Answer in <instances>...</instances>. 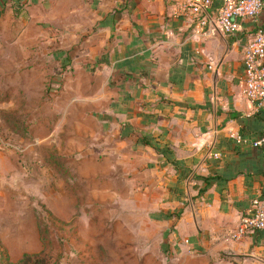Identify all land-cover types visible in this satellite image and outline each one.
<instances>
[{
	"label": "crops",
	"instance_id": "0c3cea01",
	"mask_svg": "<svg viewBox=\"0 0 264 264\" xmlns=\"http://www.w3.org/2000/svg\"><path fill=\"white\" fill-rule=\"evenodd\" d=\"M186 1L13 0L0 19L34 26V43L52 50L49 61L75 68L34 116L45 130L44 169L75 172L76 193L106 196L91 207L142 216L144 225L113 222L133 230L125 239L137 241L138 264H264V230L231 236L264 195V142L252 145L264 110L242 94V50L254 22L239 20L224 35V0H212L205 25L182 9ZM256 24L264 31V7ZM17 168L0 149V240L23 241L19 204L3 201L1 185Z\"/></svg>",
	"mask_w": 264,
	"mask_h": 264
},
{
	"label": "rangeland",
	"instance_id": "374dc122",
	"mask_svg": "<svg viewBox=\"0 0 264 264\" xmlns=\"http://www.w3.org/2000/svg\"><path fill=\"white\" fill-rule=\"evenodd\" d=\"M12 4L13 0L0 1V10L6 11ZM25 4L28 6L27 1ZM20 7L26 11V6ZM35 31L25 22L0 19V149L11 151L18 167V172L4 173L1 185L3 201H17L18 216L23 218L19 226L23 241L0 240V252L12 254L8 258L0 253V264H138L132 251L137 241L125 239L133 230L118 228L113 222L144 225L142 216L128 218V210L100 208L99 202L107 200L106 196L92 198L89 190L76 193L75 172L44 169L48 154L42 145L45 130L34 116L41 118L43 102L62 90V79L74 75L75 68L67 64L58 69L50 62L52 50L34 43ZM36 54L39 58L34 62ZM6 209L3 212L10 215ZM96 234L98 240L92 241ZM92 248L110 254L99 258L71 255ZM23 249L34 254L22 257ZM122 249L128 255H121ZM147 264H155L154 259Z\"/></svg>",
	"mask_w": 264,
	"mask_h": 264
},
{
	"label": "built area",
	"instance_id": "2783aa9c",
	"mask_svg": "<svg viewBox=\"0 0 264 264\" xmlns=\"http://www.w3.org/2000/svg\"><path fill=\"white\" fill-rule=\"evenodd\" d=\"M211 6L212 0H188L181 4L185 12L200 16L201 25H205L208 21L207 16ZM263 7V0H224L217 16V27L224 35L233 34L239 20L254 22L253 34L242 50V94L258 110H264V31L256 22ZM237 138L240 140L239 137ZM262 142H264V127L260 138L252 142V145L256 147ZM215 156L217 157V154ZM257 230H264V196L252 199L249 210L239 217L231 236L233 239H238Z\"/></svg>",
	"mask_w": 264,
	"mask_h": 264
},
{
	"label": "trees",
	"instance_id": "16d2710c",
	"mask_svg": "<svg viewBox=\"0 0 264 264\" xmlns=\"http://www.w3.org/2000/svg\"><path fill=\"white\" fill-rule=\"evenodd\" d=\"M1 13V12H0ZM262 132V131H261ZM261 136V135H260ZM262 196H264V195H262Z\"/></svg>",
	"mask_w": 264,
	"mask_h": 264
}]
</instances>
